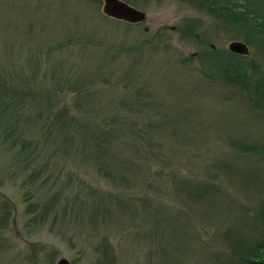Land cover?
Wrapping results in <instances>:
<instances>
[{"label":"rangeland","instance_id":"rangeland-1","mask_svg":"<svg viewBox=\"0 0 264 264\" xmlns=\"http://www.w3.org/2000/svg\"><path fill=\"white\" fill-rule=\"evenodd\" d=\"M122 1L145 20L0 0V264H250L264 154L243 145L264 146V57L190 0ZM108 126L112 152L93 154Z\"/></svg>","mask_w":264,"mask_h":264},{"label":"trees","instance_id":"trees-1","mask_svg":"<svg viewBox=\"0 0 264 264\" xmlns=\"http://www.w3.org/2000/svg\"><path fill=\"white\" fill-rule=\"evenodd\" d=\"M186 1V0H184ZM196 3L201 9L206 12L212 13V15L225 18L231 24L238 29L242 38L248 42H256L257 48L260 50L264 57V0H190ZM231 57H242V55L229 53ZM225 73H228L229 69H223ZM233 71V70H231ZM236 72V71H235ZM243 73L241 71L236 72L235 75L240 76ZM234 75V74H231ZM264 89V85H263ZM264 95V91L262 92ZM14 106V105H12ZM16 107V106H14ZM9 108V104L0 103V130L4 133L0 134V138L3 137L9 140L11 135L8 126L4 123L6 118V109ZM4 122V123H1ZM112 131L105 127L97 128L91 131L88 135V141L91 143V152L93 154H106L112 152V146L107 137L109 138ZM5 141V139H3ZM123 142V141H122ZM124 143V142H123ZM243 150L253 152L256 154H264V146L258 147L255 145H243ZM242 148V147H241ZM242 151V150H240ZM264 225L259 227V230L263 231L262 236L250 247L244 249V260L250 264H264ZM257 231V230H254Z\"/></svg>","mask_w":264,"mask_h":264},{"label":"water","instance_id":"water-1","mask_svg":"<svg viewBox=\"0 0 264 264\" xmlns=\"http://www.w3.org/2000/svg\"><path fill=\"white\" fill-rule=\"evenodd\" d=\"M102 12L108 16L118 20L130 23L142 22L145 19V12H142L122 0H101ZM228 50L238 55H247L249 53L248 45L241 40H232L228 43ZM56 264H71L70 261L61 257Z\"/></svg>","mask_w":264,"mask_h":264}]
</instances>
